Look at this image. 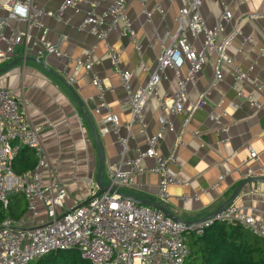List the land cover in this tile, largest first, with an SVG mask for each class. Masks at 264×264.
Instances as JSON below:
<instances>
[{
    "label": "crops",
    "instance_id": "0c3cea01",
    "mask_svg": "<svg viewBox=\"0 0 264 264\" xmlns=\"http://www.w3.org/2000/svg\"><path fill=\"white\" fill-rule=\"evenodd\" d=\"M91 1H99L95 12L101 14L112 0H87ZM229 1L203 0L201 12L208 28L213 27L222 12V3ZM61 3L62 0H52L46 8L59 13ZM182 5L181 0H133L126 15L135 32V43L132 37L122 35L120 31L108 34L106 43L120 53V68L131 75L129 84L132 91L147 84L162 48L156 35L162 36L166 28L176 31L175 18ZM157 7L163 10L162 16L157 13ZM87 9V3H82L76 8L66 9L61 22L52 19H43L42 22L50 29L49 40L70 56L63 59L49 56L47 62L63 78L74 77L73 87L92 115L103 143L105 170L119 160L122 150L119 139L128 140L127 148L131 155L137 148L145 150L147 137L160 130L159 118H167L171 127L166 129L158 152L163 158L175 155L176 160L171 166L175 182L168 188L169 199L164 206L179 219L194 222L212 214L248 178L249 170L256 178H264L261 170L264 167V0L232 2L233 20L225 25L220 38L231 37L236 29L239 30L227 55L234 66L247 74L248 79H235L232 69L224 66L222 81L213 86L217 58L211 54L202 71L187 85L185 110L171 115L168 110L172 106L170 96L177 91L178 78L174 71L166 70L167 79L159 84L158 96L150 101L143 113L148 126L146 134L141 133L139 125L134 124L130 131L125 127L131 121L128 94L111 64L104 42H99L91 50L96 38L88 30L79 29ZM252 16L257 18L252 19ZM110 22L107 17L103 27L107 28ZM21 28L25 29V26L21 25ZM190 42L198 51L203 38L194 41L190 37ZM21 57L23 55L17 53L15 60ZM78 60L94 63L93 71L107 88L104 97L110 113L118 118V133L103 124L109 111H96L98 91L85 68L75 71ZM186 72L187 67L181 70V76L184 77ZM209 87L211 95L207 104L193 114L183 129L186 107L196 102ZM0 89L11 90L16 97L29 103L32 123L41 129L40 139L52 168L68 191L67 211L97 195L99 190L92 189V185H96L99 168L97 147L72 93L33 62L20 63L0 75ZM248 96L254 99L259 109L247 101ZM210 113L214 114L213 119ZM179 136L182 137L181 146L177 144ZM248 147L257 153V161L249 159ZM154 164L152 159L144 160L142 173L137 176L138 186L122 188L118 192L139 200L157 202L160 177L149 172ZM123 168L127 169L126 166ZM106 179L105 171L104 183ZM231 206L254 216L264 226V183L245 186Z\"/></svg>",
    "mask_w": 264,
    "mask_h": 264
},
{
    "label": "built area",
    "instance_id": "2783aa9c",
    "mask_svg": "<svg viewBox=\"0 0 264 264\" xmlns=\"http://www.w3.org/2000/svg\"><path fill=\"white\" fill-rule=\"evenodd\" d=\"M51 1L0 0V67L14 61L17 53L25 58H70L68 53L49 40L50 29L42 20L61 22V15L66 9L87 3L86 16L79 29L88 30L96 38L90 46L91 50L99 42H104L111 64L128 94L131 121L125 127L129 131L136 124L140 126L141 133L146 134L148 126L143 120L144 110L158 96V86L166 81L165 72L168 69L174 71L178 78L177 91L170 96L172 106L168 110L171 115L185 110V102L188 100L187 85L202 71L211 54L217 58L213 86L222 81L224 66L232 69L235 79H248L247 74L234 66L227 55L239 30L236 29L231 37L220 40L225 25L233 20L231 3L237 0L222 3V12L212 28H208L201 12L203 0H181L183 5L175 18L177 29L173 32L166 28L162 36L156 35L162 47L156 68L149 75L147 84L136 91L130 88L131 75L120 68V53L106 43L108 34L114 31L129 35L135 43V32L126 15L133 0H112L108 9L101 14L95 12L100 5L99 1L62 0L59 13L47 10L46 6ZM156 10L159 15L164 14L160 7ZM107 17L111 22L104 28ZM256 18L257 16H252V19ZM190 37L194 41L199 37L203 38L200 50L194 48ZM77 64L75 71L85 68L91 74L92 85L98 91L99 106L96 111H109L103 124L118 133V118L110 113L104 97L107 88L93 71L94 63L90 60L81 63L78 60ZM185 67L187 72L182 77L180 73ZM65 79L72 84L75 80L73 76ZM210 95L209 87L199 95L196 102L186 107L187 118L183 129H186L193 114L205 107ZM246 99L260 108L251 96ZM210 118H214L213 113H210ZM159 124L160 130L147 137L146 149L137 148L132 155L127 148L128 140L119 139L122 148L120 157L117 163L107 166L105 187L115 191L136 188L137 176L142 173L141 163L152 159L155 164L149 172L160 177L157 202L162 205L168 202V188L175 182L171 166L176 158L175 155L167 158L160 156L159 144L171 123L167 118H159ZM40 130L32 123L29 103L16 97L11 90L0 89V205L8 209L11 198L21 195L27 208L20 220L8 218L0 223V264H31L46 255L72 250L88 264H186L190 251L185 234L193 232L202 236L204 230L215 223H236L264 240L262 222L234 206L227 208L213 220L190 229L176 224L157 209L129 202L110 191L91 196L75 209L67 211L68 191L52 168L40 139ZM195 135L198 137V133ZM177 144H183L181 136L178 137ZM24 147L33 151L37 165L35 169L17 176L12 163L19 150ZM248 150L249 159L257 161V153L250 147ZM124 166L127 167L126 170ZM261 170L264 172V167ZM247 176L257 177L252 170L248 171ZM92 189H98L97 185L93 184Z\"/></svg>",
    "mask_w": 264,
    "mask_h": 264
},
{
    "label": "trees",
    "instance_id": "16d2710c",
    "mask_svg": "<svg viewBox=\"0 0 264 264\" xmlns=\"http://www.w3.org/2000/svg\"><path fill=\"white\" fill-rule=\"evenodd\" d=\"M37 161L31 149L21 148L12 168L17 176L35 169ZM26 202L21 195L11 198L8 209L0 205V223L10 218L20 220L26 213ZM189 246L186 264H264V240L236 223H215L202 236L185 234ZM31 264H88L78 253L60 251L46 255Z\"/></svg>",
    "mask_w": 264,
    "mask_h": 264
},
{
    "label": "water",
    "instance_id": "95a60500",
    "mask_svg": "<svg viewBox=\"0 0 264 264\" xmlns=\"http://www.w3.org/2000/svg\"><path fill=\"white\" fill-rule=\"evenodd\" d=\"M47 60L48 59L46 56L41 58V59L34 58V57H27V58L21 57L19 59L12 61L10 64H8L6 66L0 67V75L7 73L8 71L13 69L15 66H17L20 63L33 62V63L38 64L40 67H42L50 75H52L53 77L58 79L72 93L73 97L76 99V101H77V103H78V105H79V107H80V109L84 115L86 122L88 123V126L92 132V135H93V138L95 141V145L97 147L98 158H99L98 175H97V179L95 181V183L99 189L97 196H99V195H101L107 191H110V193H112V194L116 193L122 199L127 200L129 202L135 203L137 205L147 206L150 208L157 209L160 212H162L168 219L172 220L176 224H179L183 227H186L187 229H190V228L202 225V224H204L210 220H213L217 215L224 212L227 208H229L232 204H234V202L239 197V195L241 194L244 187L247 186L248 184L264 183V178H247V179H245L244 181H242L240 183V185L232 193L231 197L221 207H219L216 211H214L212 214L208 215L207 217H204V218H202L198 221H194V222H188V221H184V220L179 219L174 214H172L164 205H162L158 202L139 200V199H136L135 197L125 195V194H121L118 191L110 190L108 187L104 186L103 180H104V172H105V167H106L105 166L106 159H105L103 143L101 141V137L99 135V131L97 129L95 121H94L92 115L90 114V112L87 110L85 103L82 101V99L78 95L77 91L73 87V84L69 83L65 78H63L61 75L56 73L49 66Z\"/></svg>",
    "mask_w": 264,
    "mask_h": 264
}]
</instances>
